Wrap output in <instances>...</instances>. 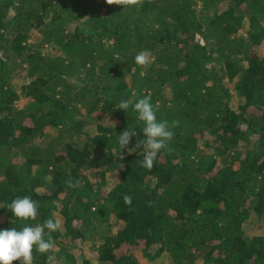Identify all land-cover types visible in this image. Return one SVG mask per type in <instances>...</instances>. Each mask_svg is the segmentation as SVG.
<instances>
[{"label":"trees","instance_id":"trees-1","mask_svg":"<svg viewBox=\"0 0 264 264\" xmlns=\"http://www.w3.org/2000/svg\"><path fill=\"white\" fill-rule=\"evenodd\" d=\"M144 95L178 122L150 170L117 109ZM24 195L36 220L0 208V228L59 220L57 259L111 218L99 264H264V224L243 229L264 219V0H0V204Z\"/></svg>","mask_w":264,"mask_h":264},{"label":"clouds","instance_id":"clouds-1","mask_svg":"<svg viewBox=\"0 0 264 264\" xmlns=\"http://www.w3.org/2000/svg\"><path fill=\"white\" fill-rule=\"evenodd\" d=\"M138 0H122V3L135 4ZM122 5V4H120ZM153 54L149 50H142L135 56L136 64L147 66L152 61ZM125 112L131 110L138 119L143 122V139L136 142V146L128 148V152H136L138 148L143 150L139 153L141 165L146 169H151L161 150L168 149V142L173 137L172 128L178 122L171 124L167 120L158 119L157 106L152 102L151 96L144 95L136 100L127 99L119 102V107ZM137 134L130 127L119 133L117 145L119 155L121 149L125 148ZM71 186V185H70ZM125 203L131 204V197L126 196ZM0 208L9 210L12 216L22 220H36L38 215L39 202L29 195L18 196L7 205L0 204ZM60 221L49 218L43 223L34 226L26 224L21 228L10 227L0 228V264H12L14 260L19 264H33V250L40 254L50 253L55 241L51 233L60 228ZM51 264L52 256H48Z\"/></svg>","mask_w":264,"mask_h":264},{"label":"rangeland","instance_id":"rangeland-1","mask_svg":"<svg viewBox=\"0 0 264 264\" xmlns=\"http://www.w3.org/2000/svg\"><path fill=\"white\" fill-rule=\"evenodd\" d=\"M26 102L27 99L21 98L16 104L21 107ZM91 132H93V130ZM97 216L102 219L101 213L98 212ZM81 217L85 218L86 215L83 214ZM90 220L91 221H85L79 224V229L84 236L83 241L79 242L77 240L71 243L70 246L67 245L64 248V257L59 259L56 258V254L59 252L56 248L53 250V253H50L52 256V264H80L82 258H86L89 264H99L96 248L100 243L107 240L109 236L115 233L117 225L111 218L110 220L107 218L106 221H98L94 218ZM262 223L264 224V219H256L255 216L252 215L246 220L243 226L244 232L247 235L257 234ZM137 259L138 264H168L169 262V259L164 255L154 261H147L139 253L137 254Z\"/></svg>","mask_w":264,"mask_h":264}]
</instances>
